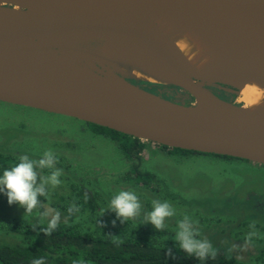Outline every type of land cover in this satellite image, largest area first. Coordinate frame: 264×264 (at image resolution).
<instances>
[{
  "label": "water",
  "instance_id": "obj_1",
  "mask_svg": "<svg viewBox=\"0 0 264 264\" xmlns=\"http://www.w3.org/2000/svg\"><path fill=\"white\" fill-rule=\"evenodd\" d=\"M1 2L0 102L73 117L168 148L264 165V114L213 94L208 87L234 96L237 90L194 69L150 17L179 12L208 18L249 74L264 80V0ZM130 37L136 40L127 44L126 60L156 68L165 78L162 84L178 87L193 102L163 98L129 79L148 81L100 68L113 66L101 55V45Z\"/></svg>",
  "mask_w": 264,
  "mask_h": 264
},
{
  "label": "rangeland",
  "instance_id": "obj_2",
  "mask_svg": "<svg viewBox=\"0 0 264 264\" xmlns=\"http://www.w3.org/2000/svg\"><path fill=\"white\" fill-rule=\"evenodd\" d=\"M208 89L219 97L218 90ZM153 92L160 95L157 90ZM178 92L184 96L169 100L190 99L182 90ZM234 97L235 104L246 107L241 95ZM146 143L138 170L151 173L153 179L138 182L132 175V162L117 141L93 125L0 102V155L16 160L21 155L38 159L44 151L51 150L58 157L56 167L62 170L61 184L49 189L47 199L39 198L41 207L32 216L23 217L25 209L18 204L10 206L7 196L0 192V243L23 246L21 227L35 222L47 224L51 217L42 219L40 214L58 211L59 230L77 229L118 239L145 235L157 244H165L175 242L177 222L189 215L200 229L201 238H207L216 249L241 264H264V165L206 153L171 154L151 141ZM82 189L95 198L96 211L81 208ZM121 190L135 192L140 200L142 213L136 223L122 224L107 209L112 197ZM153 200L167 201L176 210V215L166 220L162 232L144 220ZM72 205L79 211L70 214L68 208ZM252 224L255 229L250 228ZM250 231L256 235L247 249L241 251L239 246L244 245ZM233 246L235 249L229 251Z\"/></svg>",
  "mask_w": 264,
  "mask_h": 264
},
{
  "label": "trees",
  "instance_id": "obj_3",
  "mask_svg": "<svg viewBox=\"0 0 264 264\" xmlns=\"http://www.w3.org/2000/svg\"><path fill=\"white\" fill-rule=\"evenodd\" d=\"M134 82L145 83L152 87L161 86L142 81ZM218 96L224 100L231 101L234 99V95L222 91H219ZM163 97L171 98V96L166 95ZM189 100L191 98L187 99L185 103L189 104ZM91 125L98 131L106 133L112 140L117 141L120 150L132 162V175H135L136 181L148 182L153 179L151 173L138 170L145 148L144 141L106 127ZM161 147L171 154L176 152L180 154L198 153L179 148ZM211 155L227 159H239L216 154ZM16 162L18 160L13 157L0 155V171L3 172L5 168L11 167ZM79 196L81 208H87L92 212L98 209L95 198L85 189L79 191ZM46 227L47 224L36 222L22 226L20 233L25 240L23 246L0 243V264H32L34 259L41 257L45 264H200L194 257H187L178 248L176 242L157 244L152 237L145 235L136 238H119L114 242L112 238L84 233L77 229H56L46 236L43 233V229ZM201 264L241 263L226 252L218 250L215 259H209L201 262Z\"/></svg>",
  "mask_w": 264,
  "mask_h": 264
},
{
  "label": "bare ground",
  "instance_id": "obj_4",
  "mask_svg": "<svg viewBox=\"0 0 264 264\" xmlns=\"http://www.w3.org/2000/svg\"><path fill=\"white\" fill-rule=\"evenodd\" d=\"M1 1L0 17L5 13L1 9ZM19 5L15 9H19ZM150 17L180 48L194 69L206 73L213 81H223L234 87L237 96L241 95L246 103V107L242 106L243 110L251 114H264V80L249 74L244 61L236 57V51L227 47L225 34L211 25L208 18L179 12H152ZM18 23L20 22H15V25ZM135 40L136 38L130 37L126 40L105 41L100 47V53L113 66L100 68L118 76L126 75L151 83H164L165 78L156 68L136 65L126 60L127 44H135ZM196 86L200 87L201 84L196 83ZM205 102L209 103V99Z\"/></svg>",
  "mask_w": 264,
  "mask_h": 264
},
{
  "label": "clouds",
  "instance_id": "obj_5",
  "mask_svg": "<svg viewBox=\"0 0 264 264\" xmlns=\"http://www.w3.org/2000/svg\"><path fill=\"white\" fill-rule=\"evenodd\" d=\"M58 157L51 150H46L40 158L32 159L28 155L18 157V162L9 168H5L3 174L0 175V192L7 196V202L11 206L18 204L25 209V216H32L37 209L41 207L40 197L45 199L49 196V189L56 188L61 184L62 170L57 168ZM46 172L42 175L41 173ZM152 208L144 215L145 222H150L154 228L160 232L166 228V220L176 215V210L167 202L153 200ZM113 211L120 222H135L142 213V205L135 192L121 190L112 197L108 208ZM79 208L72 205L68 208L70 214L78 212ZM41 218L51 217L47 221V227L43 229V233L47 236L53 233L60 223V214L58 211H45L40 214ZM115 224V221H113ZM255 229V225H250ZM256 235L255 231H250L245 237L244 245L239 246L241 251L247 249ZM202 234L196 222L189 215H184L177 222V228L174 233V240L178 248L182 250L187 257H194L201 262L209 259H215L218 254L213 244L207 238H201ZM113 241L118 237L112 236ZM236 246H233L232 251ZM32 264H45L44 259H34Z\"/></svg>",
  "mask_w": 264,
  "mask_h": 264
},
{
  "label": "flooded vegetation",
  "instance_id": "obj_6",
  "mask_svg": "<svg viewBox=\"0 0 264 264\" xmlns=\"http://www.w3.org/2000/svg\"><path fill=\"white\" fill-rule=\"evenodd\" d=\"M129 81L134 83V84H136V85H138V86H140L143 89H146V90L150 91V92H153V91L157 90L158 92H160V96L161 97H163L165 95L166 96H171L172 99L174 100V99H177V98L179 99L180 97L184 96L183 94H179V92H178L179 88L178 87H175V86H172V85H161L159 87H152V86H150L148 84H145V83H136V82H134V81H132L130 79H129ZM149 88L150 89L152 88L153 90L152 89L150 90ZM155 94H157V93H155Z\"/></svg>",
  "mask_w": 264,
  "mask_h": 264
},
{
  "label": "crops",
  "instance_id": "obj_7",
  "mask_svg": "<svg viewBox=\"0 0 264 264\" xmlns=\"http://www.w3.org/2000/svg\"><path fill=\"white\" fill-rule=\"evenodd\" d=\"M144 142H145V148H146L148 146L147 143H146L147 141H144ZM145 148H144V150H145Z\"/></svg>",
  "mask_w": 264,
  "mask_h": 264
}]
</instances>
